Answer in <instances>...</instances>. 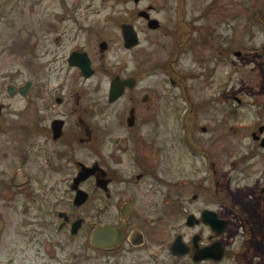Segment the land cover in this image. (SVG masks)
Segmentation results:
<instances>
[{
    "label": "flooded vegetation",
    "instance_id": "1",
    "mask_svg": "<svg viewBox=\"0 0 264 264\" xmlns=\"http://www.w3.org/2000/svg\"><path fill=\"white\" fill-rule=\"evenodd\" d=\"M123 1L132 7L118 24L119 33L106 38L96 31V40L89 36L93 30L78 22L84 18L63 3L64 12L56 13L47 25L51 37L40 35L38 39L44 51L37 74L21 85L8 82L6 92L11 84L25 88L24 93L17 90L10 95L21 102V109L13 112L17 124L8 126L20 136L19 148L13 150L20 164L8 187L31 199L38 192L42 226L65 233L69 241L82 238L85 252L94 249L91 237L96 227L117 226L122 243L105 252L123 257L138 254L143 264H264V167H258L257 177L251 172L264 155V110L255 117L247 115L243 124L235 116L231 128L246 133L247 140L234 144L243 145L245 151L230 159L223 173L219 151L216 156L202 140L208 127L194 124L197 110L187 96L183 141L159 142L157 95L153 87L142 84L155 68L144 65L143 38L150 40L151 33L173 37L171 55L163 68L174 75L169 84L184 86L185 78L176 65L190 36L189 1L176 0L173 6L152 0ZM233 1L236 7L237 0ZM250 1L251 20L264 26V0ZM213 4L219 10L220 1ZM174 20L176 33L169 27ZM125 28L137 37L136 45H127ZM8 41L10 53L35 50L36 42L28 37ZM243 49L248 60H259L264 68V41ZM116 50L122 59L111 64ZM241 53L233 51L238 57ZM217 58L221 59V53ZM258 97L255 100L261 103ZM236 101L241 100L234 97ZM1 105L3 115L11 105ZM175 145L192 152L189 165L198 177L174 180L171 150ZM21 170L24 181L16 183ZM183 184H190L192 190L175 193V187ZM94 208H99L104 220L101 225L93 224ZM79 219V229L73 234ZM5 228L0 214V245ZM62 245L61 241L44 242L52 258ZM35 258L45 264L40 251ZM13 263L14 254L0 258V264Z\"/></svg>",
    "mask_w": 264,
    "mask_h": 264
},
{
    "label": "rangeland",
    "instance_id": "2",
    "mask_svg": "<svg viewBox=\"0 0 264 264\" xmlns=\"http://www.w3.org/2000/svg\"><path fill=\"white\" fill-rule=\"evenodd\" d=\"M152 1L160 6L164 3H172L173 6L176 0ZM188 1L190 10L187 20L190 23V36L178 66L176 65L181 76L185 78V85L169 84V77L173 74L163 68V65L171 55L170 49L174 41L171 35L165 36L164 33H151L150 40L143 38L144 65H152L155 68L150 76L145 77L142 84L153 87L157 95V140L175 144L183 141L184 134L187 133L182 119L183 111L187 108V96L195 105L194 110H197L194 124L208 127L202 140L206 149L216 151V156L219 151V171L223 173L228 171L232 158L245 151L243 145L237 147L234 144L247 140L244 138L246 133L235 132V129L231 128L236 124L235 116L238 115L239 124H243L247 115L255 117L261 108L264 110V68L260 66L259 60H248L247 50L243 49L264 41V26H259L251 20L247 10L250 0H237L236 7L233 0H219V10L213 4L215 0ZM63 3L80 18H84L78 22L93 30L89 34L92 40H96V35L99 34L106 38L115 37L119 33L118 24L128 16L132 7L131 3L123 0H0V105H11L0 117V214L4 216L6 223L3 242L0 245V258L14 254L13 264H40L41 260L34 261L35 255L40 251L45 258V264H71L73 261L75 264H143V261L138 260V254L123 257L118 252H101L95 248L85 252L82 248V238L69 241V236L65 233H59L52 226H42L38 212L41 196L38 192L31 199L26 194L8 187L13 185L17 177L13 175L16 174L18 163L20 164V158L13 152L19 148L20 136L9 131L8 126L17 124L14 122L13 112L21 109V102L12 99L7 94L6 87L10 80L21 85L37 74V66L39 61L43 60L44 51V47L39 46L38 39L40 35L51 37L52 30L50 31L47 25L52 23L56 13L64 12ZM167 8L164 11L165 17L171 7ZM172 22L169 27H173L176 33L177 21ZM98 24L99 26H96ZM166 24L169 25V22ZM140 25L144 28L141 22ZM27 37L31 42H36L33 52L31 48L29 52L23 53H10L7 50L8 38L15 42ZM238 50L242 52L240 57L233 54V51ZM219 53L221 59L217 58ZM121 59L119 51L116 50L110 58V63ZM257 96L261 103L256 102ZM234 97L241 101L234 102ZM189 124L191 128V118ZM1 126H5L7 130ZM171 152L174 180L179 177H198L199 173L194 172L189 165L193 160L191 151L184 146L175 145ZM258 167L263 170L264 155L258 159L256 169L251 167L252 174H256L254 177L259 173ZM21 172L22 170L20 177L15 180L16 183L24 181ZM224 178L228 182L231 180L230 176ZM32 184L35 188L40 187V183ZM230 184L233 188L232 182ZM189 188L192 190L190 184H183L175 187V193L184 192ZM98 209L94 208V226L104 222L98 214ZM48 240L63 243V247L56 250V258H52L48 247L44 246V242H49Z\"/></svg>",
    "mask_w": 264,
    "mask_h": 264
},
{
    "label": "water",
    "instance_id": "3",
    "mask_svg": "<svg viewBox=\"0 0 264 264\" xmlns=\"http://www.w3.org/2000/svg\"><path fill=\"white\" fill-rule=\"evenodd\" d=\"M125 35L127 38V45L133 46L138 43L137 37L134 35V33H130L128 29L125 28ZM103 47V45H102ZM20 91V93L25 92L24 86H18L15 84H11L8 86L7 93L9 95H13L16 91ZM120 92H117L119 94ZM112 94L114 95V89L112 91ZM2 109L3 105H0V116L2 115ZM80 199V196L77 195L76 204L79 203L78 200ZM80 219L77 221V224L74 226L72 233L75 234L79 229ZM122 231L117 226H103V227H96L93 231L92 237H91V243L95 249L98 250H111L115 249L120 246L122 243Z\"/></svg>",
    "mask_w": 264,
    "mask_h": 264
},
{
    "label": "trees",
    "instance_id": "4",
    "mask_svg": "<svg viewBox=\"0 0 264 264\" xmlns=\"http://www.w3.org/2000/svg\"><path fill=\"white\" fill-rule=\"evenodd\" d=\"M101 252H105V251H102V250H100Z\"/></svg>",
    "mask_w": 264,
    "mask_h": 264
}]
</instances>
